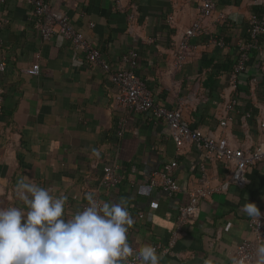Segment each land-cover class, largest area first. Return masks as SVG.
I'll return each instance as SVG.
<instances>
[{"label": "crops", "instance_id": "0c3cea01", "mask_svg": "<svg viewBox=\"0 0 264 264\" xmlns=\"http://www.w3.org/2000/svg\"><path fill=\"white\" fill-rule=\"evenodd\" d=\"M45 1L68 15L100 50L111 71L127 68L122 54L136 51L137 77L156 103L181 107L189 126L225 136L235 148L251 149L263 138L264 36L260 50L238 77L233 120L226 127L219 122L233 93L228 81L237 44L247 36L248 17H264V0H214L213 16L205 24L211 37H221L225 44L218 47L208 37L191 39L197 47L181 67L175 66L174 43L194 20L198 0H130L137 8L132 25L113 0ZM30 9L23 0L0 3V63L5 64L0 70V208L25 207L15 195L20 180L66 195L69 216L79 210L86 193L94 192L101 202L126 205L134 219L129 243L139 249L167 242L179 206L188 202L193 185H202L199 179L204 174V184L216 190L189 213L173 252H158L160 264H230L240 241L252 237L243 206L255 203L264 215V161L246 167V184L241 187L230 182L231 163L203 161L200 144L185 141L177 148L164 121L153 122L145 114L115 105L117 88L99 65L86 61L58 33L42 40ZM219 13L229 24L217 20ZM36 62L39 71L34 74L29 70ZM252 76L258 78L254 87L249 85ZM245 111L251 117L242 120ZM173 159L178 162L174 177L181 191L169 197L150 186L148 178ZM110 163L118 166L121 180L106 189L101 184L102 168ZM226 182L230 183L223 189ZM138 212L144 217L138 218Z\"/></svg>", "mask_w": 264, "mask_h": 264}, {"label": "built area", "instance_id": "2783aa9c", "mask_svg": "<svg viewBox=\"0 0 264 264\" xmlns=\"http://www.w3.org/2000/svg\"><path fill=\"white\" fill-rule=\"evenodd\" d=\"M6 0H0L4 3ZM30 6V19L35 29L38 31L42 40H49L54 34L58 33L65 40L69 41L77 53H82L86 61L97 64L107 74L110 82L117 88L114 95V103L117 106L133 110L138 114H145L153 122L164 121L170 128L173 141L177 148H180L185 141H195L200 144L203 150V161H224L231 163L234 167L231 181L238 186H244L246 179L244 171L248 165L259 161H264V118L260 120V129L263 138L251 149H242L232 147L228 139L224 136L216 137L205 134L195 127L189 126L183 120L181 107L167 108L155 102L151 91L146 87L143 80L139 79L134 72L137 64V52L129 50L122 54V64L128 67H121L111 71V67L101 58L100 50L94 46L86 36L76 29L70 22L66 13L54 9L45 0H23ZM115 8L118 11L126 13L127 24L132 25L137 17V8L130 0H113ZM215 9L214 0H198L197 14L190 25L185 28L179 41L174 43L173 55L175 66L181 67L188 54L192 53L197 45L192 43L191 39L196 37H208L210 43L218 46H224V39L221 37H211V33L205 22L213 16ZM172 16L168 17V22L172 23ZM217 20L227 23L225 14L219 13ZM229 24V23H227ZM93 26V24H91ZM55 28L57 30H55ZM264 36V17L251 14L247 21V36L239 40L237 44L238 55L229 73V87L233 91L232 97L224 104V116L220 118V126L226 127L232 120L231 112L235 110L238 104V77L244 72L251 60L252 54L259 51L260 39ZM5 64L0 63V70H4ZM31 73L37 74L39 64L33 63ZM264 79V71L260 74ZM258 83L256 76L250 77L249 85L254 87ZM2 111V97L0 96V112ZM251 117L250 111H245L242 120ZM178 166L176 159L162 164L159 169L153 170L149 174V184L152 187L162 190L167 196L173 197L181 191V187L174 177V171ZM203 167L201 171L203 172ZM118 166L115 163L106 164L102 168L101 184L106 189H113L118 186L121 177L118 174ZM202 185L192 186L188 193V202L179 206L176 213L175 226L170 231L167 242L162 244L157 242L151 244L157 249V253L171 254L178 240L183 235L184 227L189 220V213L194 211L200 200L208 197L215 188L205 185L204 174L200 177ZM230 182L222 185L226 189ZM77 199V196L73 197ZM97 202H101L95 195ZM87 206L85 196L79 200V210ZM259 221L252 218L247 219V225L252 234L251 238H245L237 245L235 254L247 259L248 264H252V258L255 255V249L258 244L264 243V215L261 213ZM138 218H143V212L137 213ZM134 250H138L133 248ZM126 264H137L135 256L129 257Z\"/></svg>", "mask_w": 264, "mask_h": 264}, {"label": "clouds", "instance_id": "9594fccd", "mask_svg": "<svg viewBox=\"0 0 264 264\" xmlns=\"http://www.w3.org/2000/svg\"><path fill=\"white\" fill-rule=\"evenodd\" d=\"M15 195L25 207L0 208V264H126L132 256L137 264H160L155 246L134 250L129 243L134 219L123 202H97L88 192L87 206L69 216L66 195L31 180L18 181ZM243 212L256 221L262 215L249 202ZM229 262L248 264L236 254ZM252 264H264V243L257 245Z\"/></svg>", "mask_w": 264, "mask_h": 264}, {"label": "trees", "instance_id": "16d2710c", "mask_svg": "<svg viewBox=\"0 0 264 264\" xmlns=\"http://www.w3.org/2000/svg\"><path fill=\"white\" fill-rule=\"evenodd\" d=\"M261 12H259L258 14H260Z\"/></svg>", "mask_w": 264, "mask_h": 264}]
</instances>
